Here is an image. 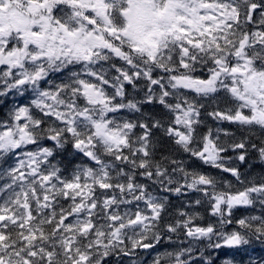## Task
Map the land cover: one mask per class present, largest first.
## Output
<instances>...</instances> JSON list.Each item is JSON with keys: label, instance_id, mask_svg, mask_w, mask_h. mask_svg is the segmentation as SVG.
<instances>
[{"label": "snow or ice", "instance_id": "snow-or-ice-1", "mask_svg": "<svg viewBox=\"0 0 264 264\" xmlns=\"http://www.w3.org/2000/svg\"><path fill=\"white\" fill-rule=\"evenodd\" d=\"M257 10L258 23L264 26V0H0V65L7 66L3 72L5 87L19 90L30 86L36 94L32 102L35 107L43 116L54 117L63 125L44 129L42 119L34 118L28 107H20L13 118L20 121L23 117L27 122L0 131V155L36 144L45 135L60 147L68 141L67 134H71L73 147L97 166L79 170L69 182L60 178L58 168L41 171V165L53 155L51 148L26 153L30 169L27 176L20 171L25 166L23 161L9 175L13 183L32 177L28 190L22 188L9 201L18 206L16 209H10L9 202L0 207V264H102L113 253L129 255L125 239L131 240L132 249L153 248V243L144 241L152 233L151 239L160 243V234L153 230L159 225L166 198L153 196L145 185L137 183L135 169H142L139 175L159 183L165 191L177 195L185 189L203 192L210 197L212 215L219 216L220 225L233 223L231 217L237 206L253 205L256 199L264 205V182L253 183L234 194L217 192L213 177L189 172L175 160L171 163L177 167L171 170L159 163L153 165L149 159L148 124L139 125L144 131L137 137L139 147H133L135 142L129 133L137 125L109 118L110 113L123 108L139 111L136 102H123L124 84L135 87L143 78L148 82L145 101L158 102L175 114L165 130L175 144L204 164L230 172L239 180L238 169L224 164L221 153L227 149L217 143L219 135L213 138L210 130L203 137L201 148L191 147L202 107L196 97L207 98L223 89L235 104L210 115L249 128L258 126L264 131V27L256 31L247 28L256 23L253 16ZM113 57L122 60L129 69L113 64L118 75L110 81L103 68L94 70L91 66ZM74 64H82L84 73L99 84L72 72L71 83L58 85L55 90H41L40 81L49 72H59ZM198 69H206L207 77L195 75ZM156 71L161 74L154 77ZM109 84L115 89L111 95L103 88ZM188 93H194L195 97L189 98ZM117 96L121 101L114 103ZM80 97L86 101L83 108L77 103ZM169 97L176 102L170 103ZM160 126L159 121L152 125ZM231 147L245 150L238 156L245 161L246 142ZM251 147L257 149L264 161V141L259 147L256 144ZM124 148L129 155L123 154ZM104 155L114 157V161L107 162ZM115 161L130 165V170L118 167ZM177 172L183 182L175 179ZM173 184L176 186L171 187ZM96 185L100 189L119 190L121 199L113 195L98 200ZM209 186L213 189L211 193ZM29 196L35 202V216ZM60 197L71 200L68 208L59 204ZM133 201H143L150 214L139 209L121 214L113 207ZM180 215L187 218L168 224L167 231L175 233L183 229L193 239L217 236L222 243H210L211 248L246 245L250 242L249 234L264 239V215L237 220L244 233L225 232L212 224L193 226L198 214ZM191 251L188 248L167 253L154 264H161L162 259L171 264L173 256L174 264H188L181 257Z\"/></svg>", "mask_w": 264, "mask_h": 264}, {"label": "trees", "instance_id": "trees-1", "mask_svg": "<svg viewBox=\"0 0 264 264\" xmlns=\"http://www.w3.org/2000/svg\"><path fill=\"white\" fill-rule=\"evenodd\" d=\"M253 18L256 23L247 25L248 30H261L264 26H261L258 23L260 18L259 10L254 13ZM257 48H259V45H257ZM113 64H115L116 67L123 66L125 69H129V66L122 60L113 57L109 61L98 62L97 65L99 68L94 70L103 68L106 73V78L112 81L113 78L118 75L112 67ZM4 71H6L4 68L0 69V93H2L0 94V131L6 130V127L8 126L27 122L23 117L20 121H16L13 118L15 111L20 107H28L30 114L33 115L34 118L42 119L44 121L42 125L44 129H47L50 126L63 127V125L60 124L59 121H56L54 117L43 116L41 111L35 107L32 102L36 99V94L32 90L27 88L19 90L6 88L4 82L5 78H3ZM72 72L81 73L80 78L90 82H94L93 80H96L94 77L87 76V74L84 73L82 64H74L61 69L59 72H49V75L40 82L41 90H55L58 85L71 83L70 77ZM160 74L161 73L159 71H156L153 73V76L156 77ZM84 75H86L85 78ZM195 75L206 78L208 73L206 69L203 71L198 69ZM8 79H10V77H8L7 80ZM96 82L99 84L98 81ZM103 88L109 95L113 94L115 91L111 84L103 85ZM124 90L125 98L123 99V102L127 103L129 100L136 102L139 111L123 108L116 113H110L109 118H114L117 123L131 122L137 125V127L133 128L129 133L131 140L135 142L133 147H139L137 137L142 135L144 131L139 127V125L141 123L148 124L151 129L149 137V159L153 165L159 163L162 167H167L171 170L172 168L177 167V165L171 163L172 160H175L189 172L196 171L213 177L216 181L215 191L217 192L224 191L234 194L239 191H243L246 187L251 186L253 183L258 184L260 182H264V161L260 159L257 149L251 147L252 144H256L257 147L261 146V141H264V131H262L258 126L249 128L238 123L221 121L210 115V113H213L214 111L224 110L227 107L234 106L235 102L231 100L229 94L224 90H221L217 94H212L207 98L196 97L202 107L199 109L200 122L195 125V140L191 147L201 148L203 145V137L207 135L210 130L213 138L219 135L217 143L227 149V151L222 153L224 164L226 167H235L238 169L240 174L239 180L230 172H224L222 169L204 164L197 157L192 156L190 152H185L181 146L175 144L174 138L169 137L165 131L172 124L175 114L163 105H160L158 102L154 101L149 104L145 101L146 93L148 91V82L146 80L141 78L136 82L135 87L125 82ZM156 94H159L158 89L156 90ZM188 96L189 98H192L195 97V94L188 93ZM168 100L170 103L176 102L174 97H169ZM120 101L121 98L117 96L114 103H118ZM77 103L81 108L86 106V101L83 97H80L77 100ZM157 121H159L161 126L153 128L152 125ZM225 133H228V135H225ZM67 136L68 141L60 147H57L55 141L48 139L45 135L39 138L36 144H28L22 146L20 149L0 155V207L5 206V203L10 200H14L16 198L15 194L21 193L22 188L24 191L28 190V181H30L32 177L29 176L27 180H17L13 183L12 176L9 175L11 170L19 167L20 162L23 161L25 166L21 167L20 171L24 172L27 176V173L30 171L27 167L29 163L26 155L27 152H37L44 147L51 148L53 150V155L48 158L46 163L41 165V171L45 172L51 170L53 167L58 168V175L60 178L69 182L72 181L74 175L79 170L87 167H97L89 157L85 156L83 152L73 147L71 134H67ZM241 141H245L247 144L245 153L246 159L243 162L238 159V156L245 150H233L231 147L232 144L239 143ZM123 154L129 155V150L124 148ZM103 158L109 163L114 161V157L112 156L104 155ZM136 158L139 159V155ZM115 164L120 168H124L125 171H129L131 168L130 165L121 163L120 161H115ZM152 170L155 171V168L153 167ZM142 171V169H135L136 182L145 185L146 190L153 196L158 197L161 200L166 198L165 210L161 214L159 225L153 230V232H158L160 234L161 241L160 243H156L155 240L151 239L152 233H149V240L144 242H151L155 246L146 250L140 247L132 249L131 240L125 239L124 246H126L129 250V255H124L123 253H113L109 257L104 258L102 264H154V261L158 257H165V254L167 253L175 254L180 252L182 249L188 248L192 250L191 253H186L181 257V259L187 258L189 260H194L202 257L199 260L188 264H209L204 262L205 258H203V254L201 255V252L206 253L205 256L211 257L210 264H224L225 260L220 258L221 253L222 255L226 253L228 259L231 260L233 264H264V239H257L254 234L248 235L250 242L246 245L233 248L225 246L220 249H215L209 247L208 245L210 243H222V241L218 240L217 236H212L211 239L204 238L202 240H197L187 237L183 229H179L175 233L167 231L168 224L174 225L177 220L187 218L180 215L181 212H184L189 215L198 214L197 218L193 221V226L206 227L209 224H212L225 232L230 233L238 230L244 233L245 230L240 228L236 221L251 216L264 215V205L260 203L259 199H256L254 204L250 206H237L233 209V215L231 217L233 223L220 225L218 223L220 219L219 216L212 215V202L210 201L209 196L204 195L203 192L192 189H185L180 195L165 191L159 183H154L153 180L147 178L146 176L139 175ZM113 175H115V173H113ZM120 179L121 182H123V178ZM175 179L183 182L179 172L175 174ZM81 183H83V179L81 180ZM9 185H11V187H9ZM59 186L60 185H58V187ZM175 186V184L171 185V187ZM94 187L95 197L100 201L113 195H115L118 200L121 199L119 190L100 189L98 185ZM208 191L211 193L213 189L209 186ZM124 198L129 200L131 199L130 196H126ZM20 199L23 201L22 195ZM198 199L201 201L200 204L195 203ZM29 202L33 210V216H35V202L31 199V196H29ZM59 204L68 208L71 204V200L60 197ZM7 206L10 209H16L18 207L10 202ZM113 207L114 209L120 211L121 214L124 212L132 214L137 209H139L143 214H150V210L146 207L143 201H140L139 203L133 201L130 204L121 203L118 206ZM19 212H24L26 215V211L22 208H19ZM72 219L73 217H69V220ZM67 222L68 221H66V223ZM47 228L48 226H45L46 230ZM128 235L132 236L133 233L129 231ZM213 252L216 253V257L212 255ZM161 264H169V261L167 259H162ZM171 264H174V256L171 260Z\"/></svg>", "mask_w": 264, "mask_h": 264}, {"label": "rangeland", "instance_id": "rangeland-1", "mask_svg": "<svg viewBox=\"0 0 264 264\" xmlns=\"http://www.w3.org/2000/svg\"><path fill=\"white\" fill-rule=\"evenodd\" d=\"M209 2H210V0H209ZM229 83H230V81H228ZM94 83V82H93ZM30 87V86H29ZM31 88V87H30Z\"/></svg>", "mask_w": 264, "mask_h": 264}]
</instances>
